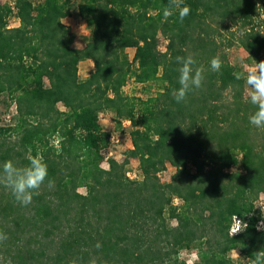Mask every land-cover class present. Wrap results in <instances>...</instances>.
I'll list each match as a JSON object with an SVG mask.
<instances>
[{"label": "trees", "instance_id": "16d2710c", "mask_svg": "<svg viewBox=\"0 0 264 264\" xmlns=\"http://www.w3.org/2000/svg\"><path fill=\"white\" fill-rule=\"evenodd\" d=\"M9 1L0 0V97L17 114L13 126L0 127V166L42 156L54 181L28 206L0 187V232L7 235L0 245L13 263L187 264L181 253L196 251L194 264H244L231 258L238 251L251 264L264 251L255 206L264 195V129L249 123L256 106L243 98L234 75L242 69L218 39L224 27L228 47L236 39L250 63L264 60V0H183L191 9L183 21L178 12L164 19L169 0ZM74 16L90 32L83 48L63 23ZM189 54L204 82L177 103L175 58ZM217 56L222 67L213 71ZM87 60L93 70L82 79L79 65ZM130 80L160 89L147 99L128 97ZM101 113L113 114L118 130L123 120L132 124V149L108 170ZM130 160L139 163L138 179L126 176ZM168 167L175 173L164 184ZM235 216L248 227L230 236Z\"/></svg>", "mask_w": 264, "mask_h": 264}, {"label": "clouds", "instance_id": "9594fccd", "mask_svg": "<svg viewBox=\"0 0 264 264\" xmlns=\"http://www.w3.org/2000/svg\"><path fill=\"white\" fill-rule=\"evenodd\" d=\"M190 11V7L185 5L183 0H169L168 6L163 9V17L167 20L178 12L179 19L183 21ZM175 60L180 65L178 69L179 88L173 90V97L177 103H181L187 99L190 92L202 87L204 70L201 67H195L197 61L191 54L187 57L177 56ZM210 65L213 71H219L222 61L218 56L213 57ZM234 75L237 80L245 81L247 100L256 106V111L249 117V123L257 129H264V60L246 65L242 72L234 73ZM46 180L49 189L53 188L54 181L48 180V166L42 156L29 157L28 165L23 167L17 166L10 160L0 166V187L9 190L14 200L21 206H28L32 203L33 197L39 195V190L44 186ZM235 220L232 235L243 232L248 227L246 223L236 217ZM258 228H264V221ZM6 239L7 235L0 232V243ZM73 264L76 262L73 261ZM91 264H95V261H92ZM251 264H264V251L255 253V259Z\"/></svg>", "mask_w": 264, "mask_h": 264}, {"label": "rangeland", "instance_id": "374dc122", "mask_svg": "<svg viewBox=\"0 0 264 264\" xmlns=\"http://www.w3.org/2000/svg\"><path fill=\"white\" fill-rule=\"evenodd\" d=\"M42 0H35V2H39ZM75 2H77L78 0H73ZM2 3H7L9 2L11 5H13V1H9V0H1ZM261 12V19H264V12ZM10 27L11 28H16L19 26V20L16 18V16H12L10 18ZM68 26L71 31L72 34L75 36V42L74 45L78 48V47H83L84 42L82 39L79 38V36H81V38L83 37L82 32L86 31V24L83 23V20L79 19L78 17L74 16L73 20L68 23ZM88 29V28H87ZM233 31H235V29H232ZM222 33L223 36L218 39V41L220 42V44L222 43V49L223 51L227 54L228 56V60L229 62L233 65L236 66L237 68L242 69V71L244 70V67L246 65H252L253 63H250L248 61V54L246 53V51L244 49H242L239 44L237 43L236 39L233 40L231 43L232 46L228 47V41L231 38L230 33H228V31L224 30V27L222 28ZM166 46H167V41L165 38H163L162 36L160 37V50L162 52H164L166 50ZM127 54L130 58V60L133 59L134 54H135V50L134 49H129L127 50ZM81 71V76L83 75V71H87V68H83L81 66L80 68ZM92 72V71H91ZM85 74H88V72H86ZM243 82V88H244V95L243 98L247 100L246 97V85H245V81L243 79H241ZM160 89V85L156 84V83H152V84H148V85H141V84H137L134 80H130L128 82V84L126 85V87L124 88V94L128 97H137V98H143V99H147L149 96H154L158 93ZM232 91L229 90V92L226 94V99L229 101L232 99ZM62 109V107H60ZM16 112V107L15 104L11 103L8 101V99L6 97H0V127H7V126H13L14 124V119L12 122V125H6L7 123L3 121V118H5L7 115L11 114H15ZM105 116H103L102 119H99L100 125L102 126L103 129L105 130H111V128L115 125V118L114 115L111 113H104ZM14 116V115H13ZM15 118V116L13 117ZM131 130V129H130ZM123 139V143L122 145H119L117 147L114 148V152L115 157L117 159V161L122 162L124 161V154L132 149V144H131V140L129 138V136L125 135V133L123 134V136L121 137ZM11 141H15L16 140V136H12V138L10 139ZM258 141L259 142H264V134L263 133H259L258 134ZM128 169L132 170V171H138L139 170V163L137 160H130L129 165L127 166ZM238 167L232 168L229 171L230 172H236L238 171ZM175 173V169H173L172 167H168V170L164 173L161 174V181L164 184H167L171 181V177L172 175ZM79 193L81 194H86V189L85 188H81L79 189ZM180 201L175 202V205H179ZM255 206H256V210L258 212L261 213L263 220H264V195H260V197L255 201ZM171 224L173 226L177 225L176 221H172ZM263 229V228H261ZM0 264H14L13 263V259L11 258V255H7L6 252V248L4 249V247L2 245H0ZM238 253V254H237ZM9 254V253H8ZM180 258L184 261L187 262V264H194L197 261V255H196V251H183L180 255ZM231 258L236 262V263H246L245 261H243L240 257V253L238 251H234L231 254Z\"/></svg>", "mask_w": 264, "mask_h": 264}, {"label": "built area", "instance_id": "2783aa9c", "mask_svg": "<svg viewBox=\"0 0 264 264\" xmlns=\"http://www.w3.org/2000/svg\"><path fill=\"white\" fill-rule=\"evenodd\" d=\"M16 107V105H15ZM17 114V108H16V112L15 114H13L14 116H16ZM13 115L9 114L7 115L5 118H3V121L6 122L7 124L6 125H12V122H13ZM104 113H101L100 116H99V119H102L103 118ZM132 128V124H131V121L129 120H123L122 121V129L121 130H118L116 128V126H113L111 128V130H105L104 129V132L109 134V145L107 148H105L101 154L103 156V163H102V168L105 169V170H108L109 169V161L111 159H116L115 157V152H114V148L119 146V145H122L123 143V139L121 138L123 136V134L125 133V135L129 136L130 140H131V137H130V129ZM131 144H132V141H131ZM126 176L127 178H129L130 180H135V179H138L139 178V173L138 171H132V170H127L126 172ZM176 202H178L179 200L176 199L175 200ZM264 208V207H263ZM236 217V216H235ZM235 217L233 218V221H232V225L230 227V236H236L240 233H237V234H234L232 235V229L234 228V225L236 223V220H235ZM238 220H241L243 221L244 223L247 224V222H245L244 220H242L241 218L239 217H236ZM261 225V222L259 223L258 226ZM258 230H262L261 228H258Z\"/></svg>", "mask_w": 264, "mask_h": 264}, {"label": "crops", "instance_id": "0c3cea01", "mask_svg": "<svg viewBox=\"0 0 264 264\" xmlns=\"http://www.w3.org/2000/svg\"><path fill=\"white\" fill-rule=\"evenodd\" d=\"M72 20H73V18H66V19L63 20V23H64L65 25H69L68 23H70ZM83 23L86 24L85 21H83ZM81 35H83V37L81 38V36H79V38L83 40V42H84L83 47H84L85 44H86V42H87V39H88V37H89V35H90V32H89V30L87 29V27H86V31L82 32ZM83 47L81 46V47H78V48H83ZM81 66H82L83 68H85V69L87 68V71H86V72H88V74H85L86 72L83 71V72H82L83 75L81 76V71H80ZM92 70H93V63H92L91 61H89V60H87V61H83V62H81L80 65H79V75H80V77H81L82 79H86V78H88Z\"/></svg>", "mask_w": 264, "mask_h": 264}]
</instances>
